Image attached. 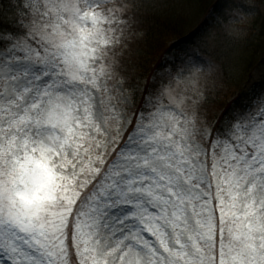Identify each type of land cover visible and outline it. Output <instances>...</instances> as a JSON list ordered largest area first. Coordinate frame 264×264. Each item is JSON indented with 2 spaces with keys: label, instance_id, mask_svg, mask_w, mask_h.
<instances>
[{
  "label": "snow or ice",
  "instance_id": "obj_1",
  "mask_svg": "<svg viewBox=\"0 0 264 264\" xmlns=\"http://www.w3.org/2000/svg\"><path fill=\"white\" fill-rule=\"evenodd\" d=\"M151 7L0 0V264H264V91L211 120L198 56L142 86Z\"/></svg>",
  "mask_w": 264,
  "mask_h": 264
},
{
  "label": "trees",
  "instance_id": "obj_2",
  "mask_svg": "<svg viewBox=\"0 0 264 264\" xmlns=\"http://www.w3.org/2000/svg\"><path fill=\"white\" fill-rule=\"evenodd\" d=\"M223 0H150L152 7L147 9V18L138 26L139 33L142 35V39L147 44V49L155 47L159 39L164 38L177 31L179 32L177 41L180 43L187 42L194 37L190 32L184 35V33L192 28V31H198L200 24H208L207 18L215 12L220 16L219 6ZM247 3L252 4L254 15L253 20L249 26L246 39L241 40L238 48L233 45V42H225L221 45L223 53L220 54L221 65L227 70V77L224 81V86L228 90L230 101L225 100V103H220L221 97L224 94H214L212 91L207 93V101L204 104L205 107L210 105H223L222 116L216 118L215 121H220L228 114L233 108L242 107L248 101L251 93V80L246 78V74L250 75L252 71L260 67L264 63V0H245ZM183 6L182 12L177 13V5ZM244 6H246L244 4ZM248 9V7H246ZM251 9V8H250ZM155 13V14H150ZM199 24H191L193 20H197ZM225 21V19H223ZM195 22V21H194ZM184 25H186L184 27ZM136 45V44H135ZM133 45L130 62L134 64V67L130 69V74L133 77L143 79H149V74L153 68L159 67V65H152L151 68H145L143 65V55L145 51L142 48L135 47ZM175 46V45H174ZM167 47L169 49H173ZM146 49V50H147ZM166 47L163 52H166ZM238 51L240 54L230 56L229 53ZM216 60V59H215ZM219 61V60H218ZM249 63V64H248ZM248 64V66H247ZM143 71L138 73V70L142 68ZM153 67V68H152ZM236 70H242L244 74L238 75ZM147 79V80H148ZM203 106V107H204ZM220 110V111H221ZM210 112L209 110H207Z\"/></svg>",
  "mask_w": 264,
  "mask_h": 264
},
{
  "label": "rangeland",
  "instance_id": "obj_3",
  "mask_svg": "<svg viewBox=\"0 0 264 264\" xmlns=\"http://www.w3.org/2000/svg\"><path fill=\"white\" fill-rule=\"evenodd\" d=\"M244 4L246 6H244ZM241 6L242 9L250 10L254 13L252 4L247 3L245 0H223L221 2V5L219 6V13L220 16L217 15L215 12H212L208 18L207 23L208 24H200L199 25V32L192 31V28H189L184 35L189 34L190 32L194 35L192 39L189 41L178 42L177 38L180 31L183 30L181 28L180 31H177L173 34H170L164 38L159 39V42L156 43L155 47L150 49H147L146 43L144 42V39H142V35H138L136 38V42L134 43L135 47L142 48L145 53L143 55L142 61L144 65V69L151 68L153 65H159V67L153 68L152 72L149 74V80L143 79L141 80V84L144 87H150L152 84V80L154 76H159L161 78H168L172 77L175 79V74L177 69H179L182 66V61L187 60L188 57L191 56H198L203 58L204 60H208L209 57L213 58L214 63H219L221 65L220 60V54L223 53L222 44L223 41L225 42H233V45L238 48V45L240 44L241 40L246 39L247 32L249 31V26L253 20L252 16H245L242 22L237 23L234 17L237 16L236 13V6ZM178 10L177 13H181L183 6L180 4L176 6ZM248 7V9H246ZM251 8V9H250ZM184 10V9H183ZM155 14V13H150ZM147 18V10L143 13V19L144 21ZM227 18V22L223 21V19ZM195 21V22H194ZM199 24L198 19L193 20L191 24ZM140 24V23H139ZM138 24V26H139ZM137 26V27H138ZM186 25H184L185 27ZM141 28V27H140ZM139 28V29H140ZM138 29V31H139ZM207 34H212L213 36H218L219 38L217 40H214L211 44V46H207L205 43L202 42V37L206 36ZM175 45V46H174ZM173 46L172 50L167 48ZM166 47V52L164 48ZM147 49V50H146ZM133 51V50H132ZM240 54L238 51H234L232 53H229L230 56ZM216 59V60H215ZM219 60V61H218ZM249 64V63H248ZM247 64V66H248ZM142 68L138 70V73H141L144 69ZM238 75L244 74L242 70H236ZM246 78H249L251 80L250 88L251 93L250 97L254 94H259L260 92L264 91V63L257 67L254 71L251 72L250 75L246 74ZM206 77L201 74V82L202 84L205 82ZM183 87V85H181ZM210 91L214 94H224L223 97H221L220 103H225V100L230 101V97L228 95V90L225 88L224 84L223 87H217V88H209ZM249 97V98H250ZM248 98V100H249ZM245 105V104H244ZM242 105V107L244 106ZM222 106L219 105H210L209 107H203V112L205 115H207L211 120L215 121L216 118L222 116ZM209 110L210 112H208ZM221 110V111H220ZM231 112V111H230Z\"/></svg>",
  "mask_w": 264,
  "mask_h": 264
}]
</instances>
